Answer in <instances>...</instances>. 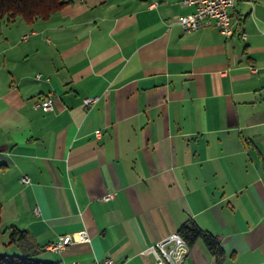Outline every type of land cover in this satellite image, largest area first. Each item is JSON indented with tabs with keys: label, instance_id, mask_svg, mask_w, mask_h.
<instances>
[{
	"label": "crops",
	"instance_id": "1",
	"mask_svg": "<svg viewBox=\"0 0 264 264\" xmlns=\"http://www.w3.org/2000/svg\"><path fill=\"white\" fill-rule=\"evenodd\" d=\"M193 10L70 0L0 25V253L155 264L145 250L193 221L219 264H264V0L235 3L230 36L184 31ZM48 94L51 110L34 106ZM59 235L70 244L48 248ZM189 246L182 264H216Z\"/></svg>",
	"mask_w": 264,
	"mask_h": 264
},
{
	"label": "built area",
	"instance_id": "2",
	"mask_svg": "<svg viewBox=\"0 0 264 264\" xmlns=\"http://www.w3.org/2000/svg\"><path fill=\"white\" fill-rule=\"evenodd\" d=\"M239 0H183V4L194 6V10L188 14L179 15L176 22L184 31H194L204 28H216L224 36H230L236 30L239 21L235 19L230 10ZM27 35L22 36L26 38ZM240 37L246 39L244 32ZM50 94L40 97L34 102L35 107L43 110H51L52 101ZM98 100V96H88L83 99L85 107H91ZM96 134L99 131H95ZM21 181L27 183L28 177L23 175ZM114 192L103 195L101 200H108L114 196ZM71 242L70 235H59L58 238L47 247L51 250L60 251L66 248ZM189 244L178 233L173 232L164 238L156 241L145 252H150L154 256L155 264H182L189 253ZM111 260L100 262L99 264H111Z\"/></svg>",
	"mask_w": 264,
	"mask_h": 264
},
{
	"label": "trees",
	"instance_id": "3",
	"mask_svg": "<svg viewBox=\"0 0 264 264\" xmlns=\"http://www.w3.org/2000/svg\"><path fill=\"white\" fill-rule=\"evenodd\" d=\"M70 0H0V25L20 19L31 23L36 19H45L58 11ZM240 25V23H238ZM185 241L191 245L195 240L200 239L207 249L214 255L216 264H219L224 256L217 236L203 231L193 221L181 225L177 231ZM26 234L17 228L12 227L10 241H22ZM0 264H52L48 261H41L28 256L8 255L0 253Z\"/></svg>",
	"mask_w": 264,
	"mask_h": 264
},
{
	"label": "rangeland",
	"instance_id": "4",
	"mask_svg": "<svg viewBox=\"0 0 264 264\" xmlns=\"http://www.w3.org/2000/svg\"><path fill=\"white\" fill-rule=\"evenodd\" d=\"M1 239V238H0Z\"/></svg>",
	"mask_w": 264,
	"mask_h": 264
}]
</instances>
